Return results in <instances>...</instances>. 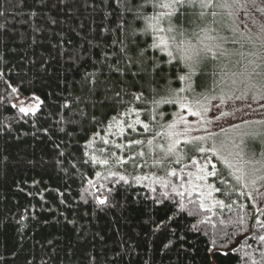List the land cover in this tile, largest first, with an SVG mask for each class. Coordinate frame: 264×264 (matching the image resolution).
<instances>
[{"label":"trees","instance_id":"trees-1","mask_svg":"<svg viewBox=\"0 0 264 264\" xmlns=\"http://www.w3.org/2000/svg\"><path fill=\"white\" fill-rule=\"evenodd\" d=\"M132 15L122 0H0V264H264V224L247 206L203 208L196 193L142 179L134 161L101 162L98 141L112 125L121 120L124 140L138 138L129 116L174 109L153 101L169 83L185 86L175 78L182 64L156 59L166 73L159 92L133 99L139 86L122 75L120 53ZM29 95L38 107L22 112L15 100Z\"/></svg>","mask_w":264,"mask_h":264},{"label":"rangeland","instance_id":"rangeland-1","mask_svg":"<svg viewBox=\"0 0 264 264\" xmlns=\"http://www.w3.org/2000/svg\"><path fill=\"white\" fill-rule=\"evenodd\" d=\"M215 8V7H214ZM201 9V8H200ZM211 8L201 9L204 12L208 21L213 19L219 21L218 25L213 27L218 28L216 33L219 36L227 37L228 40L239 38L241 35L252 36L259 32L261 24H264V0H242V3L232 9H219L209 11ZM208 10V11H207ZM232 11L233 15L228 16L227 12ZM212 12L218 13L213 17ZM196 32L198 29L195 28ZM191 35V30H189ZM195 43V39H192ZM225 48L229 50H236L243 52L244 58L239 55L222 58L221 61H214L210 63V68L213 69L211 75V82L213 83L212 90L214 92L208 94L207 88L198 90L210 100V111L206 114L208 120L212 123L205 124L201 127L204 121L201 117L191 116L190 113L175 106L174 109L165 110L164 117L157 114L153 115V110L148 112L147 118H144L141 113H136L134 116H129L132 122L139 119L141 121L142 133L138 138L131 140H124L123 124L121 120L107 131L98 141L101 144L97 146L100 153L105 160H120L123 158L129 159V164L136 165V169L140 172L142 179L147 181L157 180L163 186H168L173 191L179 193H196L199 197L200 203L204 205L203 208L214 209L217 203L224 205H232L234 203H241L247 206L255 219L260 220L264 224V168L260 165H246L243 160L249 158L260 159L261 154L264 153V143L259 139L245 140L243 148V160H233L234 168H227L220 160H217L211 153L205 154L195 150L196 144L199 142L185 143L186 139L195 136H203L207 131L216 133L220 139L227 138L229 143L240 144L239 137L236 136L235 130L232 128L234 124H240L243 128V121L245 120H261L264 119V111L259 108V104L252 99V95L245 87V84L240 82L239 77H233L232 73H238L244 70L248 60H254L257 65L261 64V57L249 56L250 51H258L259 43L256 48L252 45H245L241 47L240 44H225ZM173 55H177L174 49ZM264 55V54H262ZM239 61V63H237ZM223 67V71H221ZM260 69L257 68V71ZM225 72L227 75H225ZM231 79H236L238 82L234 86L231 85ZM225 85H230L232 91L228 92ZM222 92L225 93V102H221ZM232 96V99H227V96ZM215 97V99H212ZM235 97H240L236 99ZM15 103L18 107L24 108L25 111L36 110L39 104V99L34 95H29L25 98H17ZM212 105H218L220 111L233 112V116L221 117L216 120V116H220V111L212 108ZM251 105V108L248 107ZM238 110V111H236ZM183 114L184 118L189 121L187 125L175 124L174 128H169V123L176 120L177 115ZM151 116H156L155 120H150ZM130 121V122H131ZM127 123L133 128V123ZM149 124V130L144 131L143 124ZM188 131H185V129ZM221 128L225 129L221 132ZM170 132L176 133L175 136H169ZM159 133V135H157ZM119 138H122L119 139ZM139 140L140 143L133 141ZM175 140L179 143L173 144ZM107 141V143H105ZM123 141V142H122ZM205 147L210 146V142L204 143ZM171 149V150H169ZM125 150V153H123ZM240 148H232L233 153L239 151ZM118 153V154H117ZM143 153V155H140ZM254 154V155H253ZM107 155V156H106ZM208 161H211L209 163ZM116 163L117 161H113ZM215 165L219 175H208ZM242 169L244 174L240 180L237 176H241L240 171L235 169ZM259 169L255 172H249V169ZM229 176L228 181H224L223 175ZM203 176V179L198 177ZM216 189H219L218 191ZM240 237L230 245V248L235 247L239 243Z\"/></svg>","mask_w":264,"mask_h":264},{"label":"snow or ice","instance_id":"snow-or-ice-1","mask_svg":"<svg viewBox=\"0 0 264 264\" xmlns=\"http://www.w3.org/2000/svg\"><path fill=\"white\" fill-rule=\"evenodd\" d=\"M124 4V10L132 12L131 30L127 43L123 44L120 48V53L127 60L128 66L125 73L122 75H130L132 77V83L134 86H139V91L133 93V99L138 101H144L146 93L159 92V83L161 79H166V73L157 64L156 59L160 60L161 64H172V60L175 59L178 64H182L185 71L181 74L180 69H177V80L184 82L185 86L182 88H172L170 83L167 87L168 95L161 100H154L153 103L156 108H159L161 103L170 104L173 106H179L182 109L187 110L191 116H198L204 121L201 127L205 124H211L212 121L208 120L206 114L210 111V100L207 96L198 92V89L203 87L202 78L204 77L205 69L214 61H221L222 58L230 57L233 55H239L244 58L243 52H237L236 50H229L225 48V44H240L241 47L245 45H252L256 48L259 43L258 51H250L249 56L261 57V64L257 65L254 60H248L244 70L238 73H232L233 77H239L240 82L245 84L248 92L251 93L252 99L259 104V108L264 111V24L260 25L259 32L254 33L252 36L241 35L239 38L228 40L227 37L219 36L216 33L218 28L213 25H218L220 22L213 19L208 21L201 11L198 16L194 17L189 11V8L199 7L201 9L206 8H219V9H232L242 3V0H122ZM145 6L151 8V13L145 10ZM213 17L218 13L212 12ZM228 16H232L233 12H227ZM127 18H125L126 20ZM135 21H141L143 23L142 28L135 27ZM195 26L198 32L192 31L190 35V28ZM140 32L145 37H151L152 42L148 43L147 40L141 41L140 37L136 35ZM195 39V43L192 39ZM123 43V41L121 42ZM143 43L146 47L142 48L140 45ZM156 49L159 52L166 53L171 59L164 61L162 57L149 56L147 49ZM174 49L177 55H173ZM239 63V61H237ZM155 69V73L150 72L149 68ZM175 67V66H174ZM257 68L260 70L257 71ZM135 69V70H133ZM119 71V69H117ZM199 71V75L197 72ZM223 71V67H221ZM158 74V75H157ZM225 75L227 73L225 72ZM236 79H231V85L237 84ZM228 92L232 91L230 85H225ZM117 97H120V93H116ZM240 99V97H235ZM215 99V97H212ZM221 102H225V93L222 92L220 97ZM227 99H232V96L228 95ZM120 102L123 103V98L120 97ZM251 108V105H248ZM216 111H220L218 105H212ZM22 112L24 108L20 109ZM238 111V110H236ZM157 115L164 117L163 111L157 112ZM233 112L220 111V116H216L215 119L219 120L221 117L233 116ZM155 119V117H153ZM137 124L141 123L139 119ZM189 123L184 118L183 114H179L176 120L169 123L168 127L174 128L175 124ZM244 127L240 124L232 125V128L236 132V136L239 137L240 144L229 143L227 138L220 139L219 136L212 132L207 131L203 136H195L190 139H186L185 143H192L193 141L199 142L196 144L195 150L200 153H211L213 157L220 160L227 168H234L233 160H243V148L240 145L245 144V140L259 139L261 143H264V119L261 120H245L243 121ZM131 127V125H129ZM144 131L149 130V124H143ZM185 131H188L186 128ZM225 129L221 128V132ZM159 135V133H157ZM176 133L170 132L169 136H175ZM210 142V146L205 147L204 143ZM107 143V141H105ZM133 143H140L139 140L133 141ZM179 143V140H175L173 144ZM232 148H240L239 151L233 153ZM171 150V149H169ZM143 155V153H140ZM254 155V154H253ZM107 163V160L101 161ZM120 161L118 160L117 163ZM211 163V161H208ZM246 165H260V168H264V153L261 154V158L256 160L249 158L243 160ZM236 171L241 172V176H237L236 179L240 180L244 174L242 169L236 168ZM259 169L251 168L249 172H255ZM208 175H219L215 165L212 166V170ZM203 179L204 177H198ZM217 191L219 189H216ZM99 199V198H97ZM100 204H104V199H99ZM200 207H204L203 204ZM171 219V217H169ZM264 240V237H261Z\"/></svg>","mask_w":264,"mask_h":264}]
</instances>
